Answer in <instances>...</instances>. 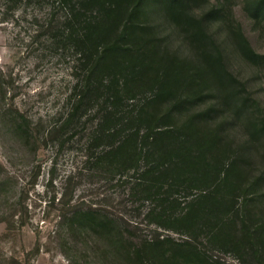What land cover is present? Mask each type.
<instances>
[{
    "label": "trees",
    "instance_id": "trees-1",
    "mask_svg": "<svg viewBox=\"0 0 264 264\" xmlns=\"http://www.w3.org/2000/svg\"><path fill=\"white\" fill-rule=\"evenodd\" d=\"M5 4L7 14L21 4L48 10L34 20L54 51L72 57L66 108L42 131L44 143L80 136L72 147L81 160L77 175L66 178L70 191L60 199L57 224L68 257L75 263L222 264L204 240L243 262L264 264V171L255 174L247 158L248 147L264 136L263 108L231 68L238 55L264 70V53L236 10L260 25L264 0ZM14 113L20 128L30 126ZM243 118L250 133L235 149L229 127ZM77 176L123 186L132 199L148 202L149 224L181 237L140 235L121 228L100 204L72 202Z\"/></svg>",
    "mask_w": 264,
    "mask_h": 264
},
{
    "label": "rangeland",
    "instance_id": "rangeland-1",
    "mask_svg": "<svg viewBox=\"0 0 264 264\" xmlns=\"http://www.w3.org/2000/svg\"><path fill=\"white\" fill-rule=\"evenodd\" d=\"M236 10L253 46L264 53V23L255 24L242 16L240 7ZM47 11L21 4L14 13L7 14L5 0H0V264H103L92 260L73 262L58 235L60 199L63 192L70 191L65 190L66 178L71 172L77 175L74 167L81 160L72 147L80 136H75L74 142L44 143L42 131L65 110L73 81L72 57L54 51L49 35L43 34L45 28L34 20V15L44 18ZM231 68L247 81L264 115V70L238 55H232ZM16 110L29 120V127H19L13 119ZM242 120L240 126L229 127L235 149L250 133L245 125L248 119ZM30 130L33 133L29 138ZM261 140L247 149L255 174L264 171V136ZM73 182L76 187L72 202L100 204L118 219L121 228L140 235L159 232L181 237L149 224L145 219L148 202L132 199L123 186L98 176H77ZM259 192H264V185ZM201 243L222 264H258L252 258L243 262L234 252L220 251L209 241Z\"/></svg>",
    "mask_w": 264,
    "mask_h": 264
}]
</instances>
